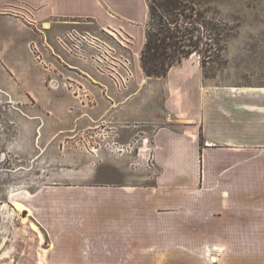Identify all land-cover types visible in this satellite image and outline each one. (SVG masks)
<instances>
[{
  "label": "crops",
  "instance_id": "1",
  "mask_svg": "<svg viewBox=\"0 0 264 264\" xmlns=\"http://www.w3.org/2000/svg\"><path fill=\"white\" fill-rule=\"evenodd\" d=\"M11 2H23L29 17L92 19L89 24L99 30L111 27L133 37L136 78L128 89L119 90L78 59L62 58L74 73L67 77L70 86L78 89L66 99L75 105L71 111L88 108L89 116L104 118L118 130L121 144L140 136V149L149 152L157 174L145 177L104 163L125 183L95 184L102 174L96 169L86 183L60 184L56 201H43L38 209L45 230L44 241L38 235L40 250H18L16 238L1 259L10 264H236L235 258L249 256L242 237L264 245V90L211 84L190 60L166 78L147 76L141 66L147 0H0V8ZM44 27L36 40L54 43L46 33L52 25ZM120 122L130 125L120 131ZM99 185L110 186L97 192ZM20 205L21 211L30 209ZM53 206L59 218L52 217ZM126 206L137 212L129 215ZM96 243L103 249L99 253L90 250ZM261 255L247 264H264Z\"/></svg>",
  "mask_w": 264,
  "mask_h": 264
},
{
  "label": "rangeland",
  "instance_id": "2",
  "mask_svg": "<svg viewBox=\"0 0 264 264\" xmlns=\"http://www.w3.org/2000/svg\"><path fill=\"white\" fill-rule=\"evenodd\" d=\"M191 1L228 30L230 37L222 63L206 69L201 67L197 57L189 63L199 65L205 80L216 86L263 91L264 0ZM37 5L41 7L40 3ZM26 10L28 7L23 2H11L5 8H0V11L7 13L0 16V205L9 204L7 214L2 215L5 220L1 217L0 221V244L4 240L3 233L8 231L10 239L13 233H17L16 249L26 246L34 254L41 248L38 235L44 241L45 234L39 218L40 203L55 202L60 184L86 183L88 175L101 169L102 174L93 182H106L112 184L113 188L119 186L116 184H124L126 178L120 172L112 173L114 169L104 163H111L117 168L127 166L131 171H140L145 177L155 176L157 167L149 152L140 149V136H133L129 145L125 146L121 144L118 130H111L104 118H98V114L89 116L85 113L88 108L83 109L84 112H73L72 106L75 105L71 104L70 98L66 99L72 96V90L78 89L70 86L72 82L67 77L74 76V73L64 60L78 59L90 65L99 75L110 78L106 69L110 57L108 46L116 50L117 57L128 62L131 78L127 86L118 88L128 89L136 78L135 55L130 48L134 44L133 37L118 33L111 27L99 30L89 24L92 19H36L25 15ZM64 22H74L75 26L65 25ZM46 23L52 25L46 33L49 38L53 37L54 43L50 39L48 44L36 40ZM72 30L100 39L98 46L86 43L81 44V50L76 46L73 50L67 49L58 42V38L65 37ZM24 32L27 33L22 42ZM30 40L38 44L39 54L35 55L27 47ZM38 56L42 59H37ZM57 57L60 65L55 60ZM49 58L54 59L47 60ZM52 77L59 78L60 89L49 86ZM80 93L84 96L88 94L87 91ZM129 125L126 122L117 124L120 131ZM107 186L99 185L97 192L106 191ZM19 203L30 209L21 211L23 207ZM17 204L19 210L16 209ZM126 212L131 215L137 211L132 206H126ZM51 214L53 218H59V209L53 206ZM21 236L25 237L26 242L20 241ZM16 238L5 243L4 249L11 251ZM242 238L249 256L235 258L234 262L247 264L248 260L263 259L260 256L261 251L264 252V245L255 246L248 236ZM255 240L258 242L259 238L255 237ZM90 250L99 253L103 249L96 243L92 244ZM0 254L2 256V252ZM10 261L0 258V264H10Z\"/></svg>",
  "mask_w": 264,
  "mask_h": 264
},
{
  "label": "trees",
  "instance_id": "3",
  "mask_svg": "<svg viewBox=\"0 0 264 264\" xmlns=\"http://www.w3.org/2000/svg\"><path fill=\"white\" fill-rule=\"evenodd\" d=\"M141 66L149 77L166 78L195 57L203 69L224 61L228 30L191 0H147Z\"/></svg>",
  "mask_w": 264,
  "mask_h": 264
},
{
  "label": "built area",
  "instance_id": "4",
  "mask_svg": "<svg viewBox=\"0 0 264 264\" xmlns=\"http://www.w3.org/2000/svg\"><path fill=\"white\" fill-rule=\"evenodd\" d=\"M84 40V41H83ZM58 42L63 44L64 47L69 50H73V47H79L81 50V44H91L93 46H98V43L100 42V39L90 35V34H85L82 35L79 31L77 30H72L67 33L65 37H59ZM110 49V57L106 66L107 71L109 72L107 75L110 77V79L113 81L115 86L119 89L124 88L127 86V83L129 82V79L131 78L129 76V67H128V62L127 60L122 59L121 57L116 56V50L112 48L111 46H108ZM29 48L31 52H33L35 55L40 53V49L37 43L32 42L29 45ZM39 57V56H38ZM37 59H42V58H37Z\"/></svg>",
  "mask_w": 264,
  "mask_h": 264
},
{
  "label": "bare ground",
  "instance_id": "5",
  "mask_svg": "<svg viewBox=\"0 0 264 264\" xmlns=\"http://www.w3.org/2000/svg\"><path fill=\"white\" fill-rule=\"evenodd\" d=\"M8 207H9L8 204H4L3 207L0 208V221H1V216L5 213L6 210H8ZM6 217H8V216L6 215ZM0 224H1V222H0ZM16 235H17V233H13V237L10 240L9 237L11 235L9 234V232L7 231V233H3L4 240H3V243L0 244V252H2V256L3 257L8 256V253H9V249H4V246L3 245H5V243H8L9 241L11 242L12 240H14V238L17 237ZM22 235H24V233ZM21 237H23V236H21Z\"/></svg>",
  "mask_w": 264,
  "mask_h": 264
},
{
  "label": "flooded vegetation",
  "instance_id": "6",
  "mask_svg": "<svg viewBox=\"0 0 264 264\" xmlns=\"http://www.w3.org/2000/svg\"><path fill=\"white\" fill-rule=\"evenodd\" d=\"M51 28V27H50ZM45 29H47V28H45ZM47 44H48V42H46ZM48 60V59H47ZM58 62H59V57H57V59H56ZM49 86H51V87H56V88H59V78L58 77H52L50 80H49ZM47 83H48V81H47ZM4 204H7V203H2L1 205H0V208H2V206L4 205ZM8 206H9V204H8ZM9 209V208H8ZM25 212H27V211H25ZM23 213V214H26V213ZM6 214H7V211L5 212Z\"/></svg>",
  "mask_w": 264,
  "mask_h": 264
},
{
  "label": "water",
  "instance_id": "7",
  "mask_svg": "<svg viewBox=\"0 0 264 264\" xmlns=\"http://www.w3.org/2000/svg\"><path fill=\"white\" fill-rule=\"evenodd\" d=\"M4 220H5V218L3 217V216H1ZM11 245V244H10ZM11 247V246H10Z\"/></svg>",
  "mask_w": 264,
  "mask_h": 264
}]
</instances>
